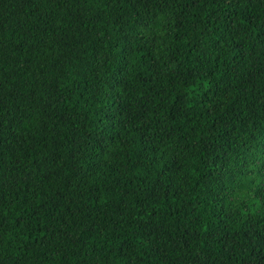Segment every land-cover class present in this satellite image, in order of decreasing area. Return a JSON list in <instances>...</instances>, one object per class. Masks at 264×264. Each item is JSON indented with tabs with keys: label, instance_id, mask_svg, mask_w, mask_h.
Instances as JSON below:
<instances>
[{
	"label": "trees",
	"instance_id": "trees-1",
	"mask_svg": "<svg viewBox=\"0 0 264 264\" xmlns=\"http://www.w3.org/2000/svg\"><path fill=\"white\" fill-rule=\"evenodd\" d=\"M0 264H264V0H0Z\"/></svg>",
	"mask_w": 264,
	"mask_h": 264
}]
</instances>
